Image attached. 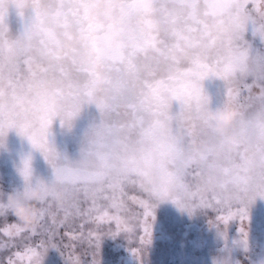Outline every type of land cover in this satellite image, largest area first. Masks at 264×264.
<instances>
[{
    "label": "snow or ice",
    "instance_id": "6c2138e0",
    "mask_svg": "<svg viewBox=\"0 0 264 264\" xmlns=\"http://www.w3.org/2000/svg\"><path fill=\"white\" fill-rule=\"evenodd\" d=\"M10 7L21 19L31 13L16 37L6 23ZM209 78L224 82V102L239 112L230 142L200 123ZM85 105L100 120L73 163L48 137L57 118L70 130ZM11 130L40 152L54 182L79 193L76 213L98 227L115 223L113 236L134 230L121 215L134 187L143 194L131 197L143 209L141 245L151 243L154 202L170 201L189 215L226 209L215 228L227 251L229 223H243L264 199V0H0V147ZM19 171L33 181L30 156ZM82 200L90 202L83 213ZM51 206L41 203L36 225L3 230L36 235L51 220L45 240L8 264H43L46 245L57 247ZM9 213L0 206V215ZM240 232L236 243L246 248ZM89 239L99 247L98 236Z\"/></svg>",
    "mask_w": 264,
    "mask_h": 264
},
{
    "label": "rangeland",
    "instance_id": "374dc122",
    "mask_svg": "<svg viewBox=\"0 0 264 264\" xmlns=\"http://www.w3.org/2000/svg\"><path fill=\"white\" fill-rule=\"evenodd\" d=\"M30 14V11H26L24 18L21 19L14 7L9 8L6 23L13 37L23 32ZM203 87L210 98L211 108L223 105L225 101L223 81L209 78L203 82ZM253 91L257 93L258 89ZM171 111L173 114L179 111L177 102H173ZM99 120L100 114L95 106L85 105L70 130L61 127L59 118L53 122L49 142L62 157L66 156L73 163L78 162L81 159L86 134L93 124L99 123ZM29 156L33 182L37 179L50 181L53 178L52 168L40 152L34 150L26 138L11 130L0 147V179L4 180L0 191L8 193L24 186L19 169L22 167V161ZM131 197L143 198V194L134 187L126 189L124 197L126 209L121 215L128 220L134 230L131 233L120 232L116 236L112 235L116 231L115 223L98 227L87 216L78 215L75 208L62 209L52 204L50 215L56 216L57 226L66 219L65 210L77 215L78 220L74 221V231L61 230L63 226H58L55 237L57 247L54 249L46 245L48 251L44 253L43 264H214L220 258L228 259L229 264H264V199L255 200L248 209V219L243 223L239 219L229 223L228 250L225 251L226 242L219 236L215 226L217 215L225 214L226 209L221 208L219 213L213 210H197L189 215L187 211H181L170 201L154 202L155 218L149 219L147 223L151 243L141 245L140 237L144 235L143 209L134 203ZM106 205L105 209L114 213V210L108 207V203ZM89 207V203L80 204V210L83 208L84 212ZM14 223L19 224L11 213L7 216L0 215V264H8L10 258L15 261L17 253L23 255L27 247L40 244L45 240V229L51 226L49 218L36 235L13 237L4 235L3 230ZM83 224L86 225L84 229ZM76 225L80 227L79 232H76ZM241 229L247 233L246 248L236 243L240 239ZM89 233L99 237V247L95 242H90ZM135 250H139L137 257L132 254ZM17 264L20 262L17 261ZM22 264H29L28 259L25 258Z\"/></svg>",
    "mask_w": 264,
    "mask_h": 264
},
{
    "label": "clouds",
    "instance_id": "9594fccd",
    "mask_svg": "<svg viewBox=\"0 0 264 264\" xmlns=\"http://www.w3.org/2000/svg\"><path fill=\"white\" fill-rule=\"evenodd\" d=\"M238 119L236 105L228 102L215 109L209 105L200 113V123L229 142L234 139ZM78 196V192H71L67 186L54 182V178L50 181L37 179L30 183L24 181V186L19 190L8 193L0 191V206L6 208L21 225L31 227L39 222L42 202L48 201L59 208L68 209L75 205ZM216 264H224V258L218 259Z\"/></svg>",
    "mask_w": 264,
    "mask_h": 264
},
{
    "label": "trees",
    "instance_id": "16d2710c",
    "mask_svg": "<svg viewBox=\"0 0 264 264\" xmlns=\"http://www.w3.org/2000/svg\"><path fill=\"white\" fill-rule=\"evenodd\" d=\"M3 184H4V180H2V179H0V187H2L3 188ZM87 203H89L90 204V202H87ZM86 202H83V200H82V202L80 203V204H84V205H86L87 204ZM106 203H108L107 201H103V200H101V201H99V205H101L100 207L101 208H103V209H105L106 207H107V205H106ZM84 209L83 208H81V213H83L84 211H83ZM9 215V214H8ZM77 215H72V214H68L67 215V217H66V219L64 220V221H62L61 223H59V225L60 224H62L63 225V227L61 228V230H69V231H74L73 230V227H74V221L76 220H78L77 219ZM58 225V226H59ZM84 225V224H83ZM58 226H57V228H58ZM78 225H76V232H79L80 231V227L78 226ZM84 228H86V225H84V227H83V229Z\"/></svg>",
    "mask_w": 264,
    "mask_h": 264
}]
</instances>
